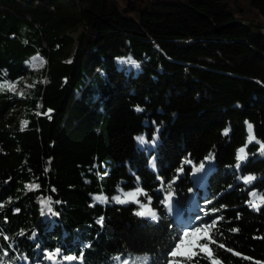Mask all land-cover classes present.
I'll use <instances>...</instances> for the list:
<instances>
[{
    "label": "trees",
    "instance_id": "trees-1",
    "mask_svg": "<svg viewBox=\"0 0 264 264\" xmlns=\"http://www.w3.org/2000/svg\"><path fill=\"white\" fill-rule=\"evenodd\" d=\"M126 56L136 71L116 67ZM30 74L27 87L0 89V264H167L183 229L162 203L173 181L176 207L204 202L194 226L217 221L212 258L264 264V204L248 203L264 195L260 145L235 162L248 124L264 142V0H0V84ZM137 188L158 218L112 200Z\"/></svg>",
    "mask_w": 264,
    "mask_h": 264
},
{
    "label": "snow or ice",
    "instance_id": "snow-or-ice-1",
    "mask_svg": "<svg viewBox=\"0 0 264 264\" xmlns=\"http://www.w3.org/2000/svg\"><path fill=\"white\" fill-rule=\"evenodd\" d=\"M37 59H40V58L39 57L33 58V60H37ZM41 62H43V61L41 60ZM127 62L135 64V61H132L131 59H129ZM5 86H7L13 90L15 88V85H12V84H8V85L0 84V89H3ZM48 111L51 112V109H49ZM136 111H142V109L137 107ZM45 114H47V113H45ZM23 123L27 124V121H24ZM247 127H248V132H249L248 143H251L255 140V142L260 145V148H259L260 153L262 155H264V142L256 140V138L253 134V126L251 124H248ZM224 134L225 135L228 134V129H225ZM137 139L141 144H144L147 142L145 140V137H143V136L137 137ZM153 142H154V139H153ZM246 148H247V144H245V146H243L237 150V156H236V159H237L236 167L237 168H239L240 163L247 158ZM208 158H211V157H208ZM153 167H155L154 164H153ZM203 167H204V165L200 164L199 167L196 168V171L197 172L200 171ZM181 171H182V169H181ZM255 179H256V177L253 175H247V176L243 177V180L246 184H250ZM172 183H174V181ZM172 183H169L167 185L168 195L166 196L165 200L162 201V203L167 204L171 200ZM161 186L162 187L164 186L163 181L161 182ZM26 187L29 188L30 190H32V189L38 188L39 185L30 184V185H26ZM140 194H144L146 196L147 202L146 203H140V207H139V210L136 212V215L142 216V217L143 216H150L154 219L158 218L156 211L150 206L151 205V198L147 197V194L143 193V190L140 188H137L135 190V192L123 193V199L121 198L120 195L115 196L112 199L115 200L117 203H124L128 200H132L133 202H138V196ZM250 195L253 196L254 199L248 201L249 206L259 210L260 204H264V195H258L255 192L250 193ZM94 199L97 201H100V202H106L107 201V197H104L102 195H98V196L94 197ZM257 201H259V203H257ZM41 204L43 205L42 214H43L44 208H46L48 212L52 211L50 198L42 200ZM0 207H3V204H0ZM17 211H19V210L17 209ZM213 211H215V210H213ZM97 222L100 224H103V217H101ZM216 222L217 221H213L211 225H202L199 227H195L193 229L183 231V233L178 237L177 243L174 245V247L170 251V256L173 258L182 257V258H187V259L191 260L193 257L197 256L199 253H206L208 258L211 260V264H220V261L212 258L213 252H212L211 247H210V244L216 243V241L210 235L211 230L215 226ZM233 231H238V229H233ZM4 239L7 240L8 237H4ZM201 240H206L208 242L201 243ZM219 247L223 248L224 245L220 244ZM197 248L199 249V253L196 251ZM59 251L60 250L57 249L55 252L47 253L46 258H48L50 260L53 259L55 256L59 255ZM228 251H232V250L228 249ZM234 254L240 255L239 253H234ZM4 255H7V252H5ZM63 259L66 261H73V260H76L77 257L71 256V255H66V256H63ZM115 259H119V257H116ZM136 260L146 261L147 257H137ZM124 264H127V261H125ZM169 264H179V261H176L175 259H173L172 261L169 262Z\"/></svg>",
    "mask_w": 264,
    "mask_h": 264
},
{
    "label": "rangeland",
    "instance_id": "rangeland-1",
    "mask_svg": "<svg viewBox=\"0 0 264 264\" xmlns=\"http://www.w3.org/2000/svg\"><path fill=\"white\" fill-rule=\"evenodd\" d=\"M76 33H77V31L76 32H72L69 35H70V37L74 38L75 35H76ZM34 57H38V56L37 55L32 56L30 58V60H29L28 65H29V67L31 69L36 70L41 65V59L33 60ZM129 59H131L132 61H134L130 56L116 58L114 60L116 67L122 69L125 72H127L129 70H131L132 72L136 71L138 69V66H137L138 63L136 61H135V64L128 63L127 61ZM33 81H34V74L26 75V76L22 77L19 80V82H17L16 84H13V85H15L14 90L22 89L24 87H27ZM140 136L145 137V140L147 142L144 143V144H141L138 141V139H137V137H140ZM248 136H249L248 127H246V140H245V144H247V145H249V144L259 145V144H257L255 142V140L253 142H251V143H248ZM153 139H154V142H153ZM135 142H136V144L139 147L144 148L147 151V150H150V149H153L154 148L155 138L152 137L150 140H148V138L145 135H137ZM243 146H245V145H243ZM243 146H241V147H243ZM241 147H238L236 149V151H235V162H236V164H237V159H236L237 150L239 148H241ZM259 148H260V146H258V148L256 149V152L253 154V155H255V157H261L262 156V154L259 151ZM246 152H247V150H246ZM250 155L251 154L247 152V157L250 156ZM203 165H204V167L200 171H198V172L196 171V168H193V173L191 175V179L194 181L195 185H197V186H201L203 184V182L205 181V176L207 174V171L210 169V167L212 165V162H211L210 159H207L206 162ZM135 190L136 189L127 190V191L117 190L116 193H115V195L112 196V198L115 197V196L120 195L121 198L123 199V193L135 192ZM139 196H138V202H133L132 200H128V201H126L124 203H120V204H127V203L133 204V205H135L137 207V210H136V212H137L139 210L140 203H142L139 200ZM166 196H165V198H166ZM113 201L116 202L115 200H113ZM167 206L168 205L165 204L166 212L169 215V217L173 221L182 224L183 229L181 231V234L185 230L193 229L195 227H199V226H202V225H211L212 224L210 222L208 224H202V225H199V226H194L193 225V222L195 220H198L199 218L203 217L204 215H206L208 213L207 209L204 207L205 206L204 205V202H196L193 198H191V199H189V204H188V207L185 209V211H183L182 209L176 207L175 205H174V207H173L172 210H171L170 207H167ZM175 212H177V214H175ZM140 217H142V216H140ZM142 218H152V217H150V216H143ZM206 242H208V241L201 240V243H206ZM196 251L199 252V249L197 248ZM203 254H206V253H203ZM169 257H170V259L168 260L167 264H169V262L172 261L173 259H175L176 261H179V264L181 263V258L182 257H176V258H173L171 256H169ZM49 262L50 263H53V260L52 259L51 260L49 259Z\"/></svg>",
    "mask_w": 264,
    "mask_h": 264
},
{
    "label": "bare ground",
    "instance_id": "bare-ground-1",
    "mask_svg": "<svg viewBox=\"0 0 264 264\" xmlns=\"http://www.w3.org/2000/svg\"><path fill=\"white\" fill-rule=\"evenodd\" d=\"M168 195V194H167ZM167 207H170L171 208V210L173 209V207H174V205H173V203H172V201L170 200L168 203H167ZM175 214H177V212H175Z\"/></svg>",
    "mask_w": 264,
    "mask_h": 264
},
{
    "label": "water",
    "instance_id": "water-1",
    "mask_svg": "<svg viewBox=\"0 0 264 264\" xmlns=\"http://www.w3.org/2000/svg\"><path fill=\"white\" fill-rule=\"evenodd\" d=\"M209 171H210V169L207 171V174L209 173ZM207 174H206V176H205V179L207 178Z\"/></svg>",
    "mask_w": 264,
    "mask_h": 264
}]
</instances>
